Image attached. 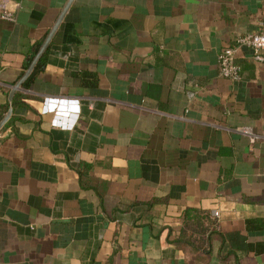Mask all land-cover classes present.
I'll list each match as a JSON object with an SVG mask.
<instances>
[{"label": "crops", "instance_id": "crops-1", "mask_svg": "<svg viewBox=\"0 0 264 264\" xmlns=\"http://www.w3.org/2000/svg\"><path fill=\"white\" fill-rule=\"evenodd\" d=\"M68 1L0 0V264H264V63L218 65L264 0H72L12 106ZM187 211L261 250L180 246Z\"/></svg>", "mask_w": 264, "mask_h": 264}, {"label": "trees", "instance_id": "trees-1", "mask_svg": "<svg viewBox=\"0 0 264 264\" xmlns=\"http://www.w3.org/2000/svg\"><path fill=\"white\" fill-rule=\"evenodd\" d=\"M40 43H35L31 46L27 53L25 61V69L28 67L31 60L34 58L37 53ZM45 64V53L39 58L37 64L35 65L33 71L28 76V78L23 82L22 88L27 89L32 81L38 76L41 72L42 67ZM25 98L27 95L22 93L20 90L16 91L11 105H26ZM203 235L206 237L203 238ZM217 239L219 241L217 252L220 255L221 259L230 256H237L238 251H260V246H255L247 242L246 234L243 232L229 231L223 232L217 228V224L212 220L210 214L194 211H187L185 213L184 225L181 229L180 235L177 238L176 242L181 245H189L196 250L205 251L206 248L204 244H208L212 239ZM228 246L227 251L223 254L222 251L224 247Z\"/></svg>", "mask_w": 264, "mask_h": 264}, {"label": "built area", "instance_id": "built-area-1", "mask_svg": "<svg viewBox=\"0 0 264 264\" xmlns=\"http://www.w3.org/2000/svg\"><path fill=\"white\" fill-rule=\"evenodd\" d=\"M0 18L8 21L14 19L12 11L6 4L0 5ZM240 46L250 50L253 61L264 63V17L259 21V30L237 37L234 46H225L219 51L218 65L221 76L233 80L241 78V67L236 61V49ZM242 130L250 136L251 141L254 139L250 127H244ZM217 215L218 212L214 211V216Z\"/></svg>", "mask_w": 264, "mask_h": 264}, {"label": "water", "instance_id": "water-1", "mask_svg": "<svg viewBox=\"0 0 264 264\" xmlns=\"http://www.w3.org/2000/svg\"><path fill=\"white\" fill-rule=\"evenodd\" d=\"M72 0H69L67 2V4L65 5L64 9L62 10L57 22L55 23V25L53 26V28L50 30L49 34L47 35V37L45 38V40L42 42V44L40 45L37 53L35 54L34 58L31 60V62L29 63L28 67L26 68V70L24 71L22 77L20 78V80L17 82V84L13 87V89L10 92L9 95V99H12V96L14 94V92L22 85V83L28 78V76L31 74V72L33 71L35 65L37 64L39 58L45 53V51L47 50L48 46H49V42L50 39L55 31V29L57 28L59 22L61 21L63 15L65 14L67 8L69 7L70 3ZM12 112V108H9L7 113L5 114V116L0 120V128L6 123V121L9 119L10 115Z\"/></svg>", "mask_w": 264, "mask_h": 264}]
</instances>
